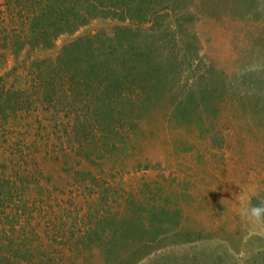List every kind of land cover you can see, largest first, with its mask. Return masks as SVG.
Instances as JSON below:
<instances>
[{"label":"rangeland","instance_id":"1","mask_svg":"<svg viewBox=\"0 0 264 264\" xmlns=\"http://www.w3.org/2000/svg\"><path fill=\"white\" fill-rule=\"evenodd\" d=\"M8 1L0 264H264V225L243 214L264 203V0H141L145 23L69 0L84 21L67 18L78 25L53 47L17 52L42 0ZM95 37L94 60L142 97L120 98L105 119L87 109L82 49L76 69L58 62Z\"/></svg>","mask_w":264,"mask_h":264},{"label":"trees","instance_id":"2","mask_svg":"<svg viewBox=\"0 0 264 264\" xmlns=\"http://www.w3.org/2000/svg\"><path fill=\"white\" fill-rule=\"evenodd\" d=\"M13 1L15 0H11L10 2L8 1L10 3V6L13 5L12 7H14ZM68 1L69 0L63 2L60 0L61 5L66 8V11L63 12H57L56 7H53V4L58 3L59 0H54V2H50L48 0L40 1L38 4L39 5L38 8H41V10L39 13L35 14L32 21V35H26L25 37H23L24 39L17 40L15 51L17 52L18 50L24 49L27 46L32 47V49H36V48L44 49V48L53 47L54 42L58 37L59 29L65 30L71 27L74 28V26L77 27L78 24L72 25L73 23L70 21V19L67 18H73V20H83L82 15H79L78 12L72 13L71 10L73 7V3H71L68 7L66 4ZM27 2H29L31 5L36 7V4L32 3V0H27ZM24 3L26 4V1ZM94 6L97 8V10H99L102 13V15L104 13H107L109 15L112 13L116 16H120V18L123 21L138 19L139 22L145 20L143 22L145 23L147 21L149 22L150 18L154 16L150 14L152 10H150L149 13L147 12L148 10L147 11L145 10V7H143V2L141 0H94ZM17 7L25 8L26 5L23 6L21 2H19ZM95 10L96 9L93 8L90 10V12H95ZM42 16L46 18V21L43 24V26L40 25V28H38L35 26V23L36 21H38V18L39 17L42 18ZM51 19L53 20V22ZM33 24L35 28L33 27ZM124 32L125 31L123 30L122 34H124ZM126 33H128V31H126ZM95 39H98V37L83 38L80 39L78 43H73L71 46L65 47L63 51L64 54L60 59H58V62L63 63V65L66 66L68 70L76 69L74 66L69 65V64L73 65L71 61L73 60L74 56L77 54L72 50L78 51L80 48L82 49L80 53L84 52L82 53L84 57L82 59H78L75 65L79 63L77 67L78 70L76 69V73L79 76H82L86 81L84 82V88L85 90H87V97L90 99L91 102L90 106L87 107V109L91 111V107H94L95 108L94 111L99 112L101 118H104L108 114V111H110L111 109L113 110L115 108L120 98L131 96L133 100L139 102L142 100V97L139 95L141 90L136 95L137 90L135 93L132 90V87L130 86L126 87L124 82L120 80L119 77L118 78L116 76L112 77L113 75L111 74L112 73L114 74L115 70L113 65L109 63L108 60H105V62L103 61L101 62V59L94 60L95 57L92 54L93 49L92 50L91 49L88 50V49L96 44L97 41H95ZM102 46L105 47V45L103 44ZM85 49H87L88 51H86ZM84 58H89V59H84ZM125 63L126 62L124 61L122 64L124 65ZM124 68L131 70L127 63ZM129 75L130 78H132L131 81L132 85H135V83H137V79L141 78L137 75L136 71L134 70L133 73ZM139 83L142 82L139 81L138 84ZM120 87L121 90L124 91L127 95H125L122 92L119 93L118 91L116 92L115 88H120ZM148 90L150 89L148 88ZM143 92L145 94L146 87L143 90ZM143 92H142V96H143ZM154 94L157 95V93ZM180 108L182 107L180 105V101H178L177 103H175L174 110L177 111Z\"/></svg>","mask_w":264,"mask_h":264},{"label":"clouds","instance_id":"3","mask_svg":"<svg viewBox=\"0 0 264 264\" xmlns=\"http://www.w3.org/2000/svg\"><path fill=\"white\" fill-rule=\"evenodd\" d=\"M243 214L250 222L264 225V203L245 208Z\"/></svg>","mask_w":264,"mask_h":264}]
</instances>
